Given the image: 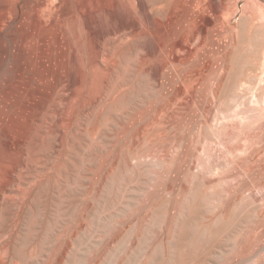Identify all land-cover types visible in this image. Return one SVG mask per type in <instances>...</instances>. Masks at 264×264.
<instances>
[{"label":"rangeland","instance_id":"1","mask_svg":"<svg viewBox=\"0 0 264 264\" xmlns=\"http://www.w3.org/2000/svg\"><path fill=\"white\" fill-rule=\"evenodd\" d=\"M222 4L0 0V264H264V8Z\"/></svg>","mask_w":264,"mask_h":264},{"label":"bare ground","instance_id":"2","mask_svg":"<svg viewBox=\"0 0 264 264\" xmlns=\"http://www.w3.org/2000/svg\"><path fill=\"white\" fill-rule=\"evenodd\" d=\"M253 2V3H255L257 6H259L260 7V10H263V8L264 7H262V6H260V4L258 3V2H260V3H264V0H250V2ZM178 2H180V4H186L187 2H189V0H178ZM211 2V1H210ZM222 2H223V0H213V3H214V11L217 13V14H219L220 16H222L227 10H226V7L222 4ZM239 3V2H238ZM249 3V2H248ZM179 6V12L180 13H182L183 15H197V12H196V6L197 5H194L193 4V10L192 11H187L186 10V7H184V6H180V5H178ZM181 7V8H180ZM202 13V12H201ZM214 15V14H213ZM197 19V18H196ZM191 20V19H190ZM212 20H210V19H208V21H206V25H205V27H203V28H201V29H199V30H196V29H190L189 31H188V33H187V37H186V39L185 40H182V41H178L177 42V47H178V49L180 50V51H184V52H187V57H178V61H179V63L181 62V63H185V62H187V61H189L192 57H193V54H192V51H194V50H192L190 47L191 46H193L195 43L197 44V42H198V45H199V43L200 44H204V42L207 40V35H208V32H209V27L212 25ZM191 24V23H190ZM188 26V25H187ZM128 27L126 26V25H121V27H120V30H119V32H125V31H128ZM121 32V33H122ZM133 33V32H132ZM116 33L115 32H112V31H109V30H105L103 33H102V35H101V37H100V40H99V44H98V49H97V53H98V56L99 57H102L103 56V54H102V48L100 47L101 46V44H103V43H105V42H108V41H110L112 38H113V36L115 35ZM210 34V33H209ZM133 35V34H132ZM184 38V37H183ZM162 47V46H161ZM160 47V48H161ZM198 47V46H197ZM196 47V48H197ZM196 50V49H195ZM198 51V50H197ZM196 52V51H195ZM140 54V53H139ZM155 55H156V53H155ZM163 55V54H162ZM151 56V55H150ZM161 58V57H160ZM155 61H156V59H155ZM190 73V72H189ZM149 76V75H148ZM128 87V86H127ZM119 90V89H118ZM117 90V91H118ZM116 91V92H117ZM119 92V91H118ZM120 92H122V90L120 91ZM115 94H117V93H115ZM121 94V93H120ZM106 95V94H105ZM108 96V95H107ZM106 96V97H107ZM111 95L109 94V96L108 97H110ZM115 96V95H114ZM121 96V95H120ZM107 97V98H108ZM106 98V99H107ZM113 98V97H112ZM111 98V99H112ZM120 98V97H119ZM105 99V100H106ZM110 99V104H111V102H112V100H114V99H112L111 100ZM105 100H104V103H103V101L101 102V103H103V106H104V104H105ZM108 100V99H107ZM115 101V100H114ZM122 101V100H121ZM107 102V101H106ZM116 102V101H115ZM120 102V101H119ZM110 104H108V106L107 107H109V105ZM106 105V104H105ZM115 104H113V106H114ZM115 107V106H114ZM113 108V107H112ZM106 110V109H105ZM233 114V113H232ZM246 115V114H245ZM228 116V115H227ZM249 116V115H248ZM251 116V115H250ZM262 116H264V115H261V117ZM257 118V117H256ZM101 119V118H100ZM251 118L249 117V118H247L246 120H235V122L232 124V126H231V128H233L235 131H237V130H239L240 128H242V126H244L243 125V123H245L246 125V127L248 128V132L246 133L247 135L245 136V133H244V136L245 137H247V138H249L248 140H250L251 141V143H253L252 141H254L255 140V138L257 137V135H256V126L258 125V123L257 122H259V121H264V119H258V121H255V120H250ZM100 121V120H99ZM225 121V120H224ZM241 121V122H240ZM244 121H246V122H244ZM99 123V122H98ZM229 124V123H228ZM227 124V125H228ZM261 124V123H260ZM96 125V124H95ZM99 125V124H98ZM230 125V124H229ZM244 126V127H245ZM230 127V126H229ZM254 128H255V130H254ZM229 129V128H228ZM242 131H244V129L242 130ZM247 131V130H246ZM225 134V133H224ZM230 136H229V135ZM227 134V136H229L228 138H230V137H233L234 136V134H232V132H230L229 131V133ZM237 135H238V133H237ZM240 135V134H239ZM224 137V136H223ZM262 137V136H261ZM246 138V139H247ZM260 139V138H259ZM226 140V139H225ZM257 141V140H256ZM255 141V142H256ZM259 142V141H258ZM211 144V143H210ZM223 144V145H222ZM231 144V143H230ZM209 145V144H208ZM207 145V146H208ZM255 145V144H254ZM219 146V145H218ZM221 146H223V149L222 148H220L219 147V149H222V150H225L224 152L223 151H221L222 153H232L233 151H236V149H235V147L234 148H232V147H230L229 145H227L226 143H221ZM209 147V146H208ZM216 147V146H215ZM212 148V147H211ZM246 148H248V147H246ZM263 148V147H262ZM215 149V148H214ZM213 149V150H214ZM248 151V150H247ZM213 152V151H212ZM215 152V151H214ZM237 152H238V150H237ZM249 152V151H248ZM264 152V151H263ZM220 153V152H219ZM218 153V154H219ZM241 153H242V151H241ZM212 154V153H211ZM217 154V155H218ZM243 154H245V153H243ZM206 155V154H205ZM220 155V154H219ZM219 155L217 156V157H219ZM232 154H230V157L229 158H231V157H233V156H231ZM222 156V155H221ZM220 156V157H221ZM227 156H229V155H227ZM249 156V155H248ZM262 156V155H261ZM219 157V159H221ZM258 157V156H257ZM228 158V157H227ZM211 159V158H210ZM260 159V158H259ZM249 160V159H248ZM220 161V160H219ZM222 161H223V157H222ZM221 162V161H220ZM247 162V161H246ZM255 163V162H254ZM225 164H226V161H225ZM233 164V163H232ZM255 165V164H254ZM255 167V166H254ZM257 167V166H256ZM253 170H254V168L252 167H245V164H244V168H242L241 170H240V173H244V175L246 174V175H250V174H252V172H253ZM226 173V172H225ZM224 174V173H223ZM244 175H243V177H244ZM224 176V175H223ZM215 177V176H214ZM248 177V176H247ZM216 178H217V176H216ZM219 180V179H218ZM223 180V179H222ZM227 180V179H226ZM225 180V181H226ZM262 181V180H261ZM219 183V182H218ZM223 183V182H222ZM221 183V184H222ZM257 183V182H256ZM260 184L258 185L259 186V188L258 189H260V191H258L257 193L256 192H253L252 193V195L255 197V198H258V196L259 195H262L263 196V198H264V180L262 181V182H259ZM255 184V183H254ZM219 184H217V186H218ZM231 185V184H230ZM229 185V186H230ZM256 188V187H255ZM256 190V189H255ZM254 190V191H255ZM227 192V191H226ZM243 192V191H242ZM242 192H241V194H242ZM248 195H250V193L248 194ZM242 196V195H241ZM251 196V195H250ZM243 197V196H242ZM247 197V196H246ZM244 198V197H243ZM259 200V199H258ZM221 216V215H220Z\"/></svg>","mask_w":264,"mask_h":264}]
</instances>
